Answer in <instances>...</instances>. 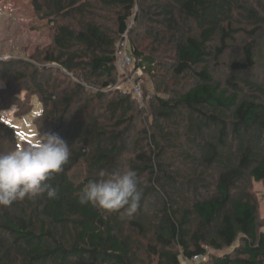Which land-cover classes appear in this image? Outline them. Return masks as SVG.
<instances>
[{"label":"trees","instance_id":"obj_1","mask_svg":"<svg viewBox=\"0 0 264 264\" xmlns=\"http://www.w3.org/2000/svg\"><path fill=\"white\" fill-rule=\"evenodd\" d=\"M31 3L52 24L58 55L49 67L0 59V153L20 148L2 113L22 111L27 91L42 106L39 133H57L70 157L48 181L54 198L0 205V264H264L251 192L264 182V0ZM131 20L135 67L157 84L144 106L111 89ZM142 31L155 56L140 51ZM240 35L243 59L217 80ZM129 169L142 192L134 214L80 202L101 171L107 179Z\"/></svg>","mask_w":264,"mask_h":264},{"label":"rangeland","instance_id":"obj_2","mask_svg":"<svg viewBox=\"0 0 264 264\" xmlns=\"http://www.w3.org/2000/svg\"><path fill=\"white\" fill-rule=\"evenodd\" d=\"M134 23V22H133ZM132 23V26H134ZM143 30V29H142ZM144 31V30H143ZM140 33V40H137L138 47L145 55H154L155 42L153 39L146 38ZM245 36L240 35L238 37V43H235L228 53L222 59L224 67L215 69L214 76L217 80L226 81L232 75L231 69L228 67L232 61H238L243 59L241 44L244 42ZM136 36H133L132 41L136 40ZM161 49V48H160ZM162 52L157 54L161 60L170 62V53ZM127 53L133 58L131 51V41L129 38V48ZM163 53V54H162ZM264 56V46L262 50ZM58 55L53 43V30L52 24L41 19L35 12L31 0H1L0 1V59L7 60H19L34 62L38 66H55V59ZM155 56V55H154ZM134 59V58H133ZM259 62V68L256 70L259 72L261 64ZM131 75L138 73V69L132 65L130 67ZM249 73H247V76ZM141 76L142 88L144 94L152 96L156 92V83L153 79L143 71V74H137ZM117 77V82H118ZM6 89V82L0 79V92ZM162 94V92H161ZM22 104L26 107L22 108L28 113L23 115V110L18 111L20 106H15L7 112L2 113V119L14 127L17 132V139L20 147H25L36 136H38L39 130L35 125L36 118L41 114L42 106L37 96H32L31 93L23 91L21 93ZM31 105V106H30ZM21 108V107H20ZM19 133H24L25 138L20 139ZM23 144V145H22ZM251 192L256 200L258 207V218L262 225H264V182H252ZM230 251L225 250L221 253ZM214 252L213 250L209 251ZM219 254V253H218Z\"/></svg>","mask_w":264,"mask_h":264},{"label":"clouds","instance_id":"obj_3","mask_svg":"<svg viewBox=\"0 0 264 264\" xmlns=\"http://www.w3.org/2000/svg\"><path fill=\"white\" fill-rule=\"evenodd\" d=\"M69 157L70 147L53 132H40L27 146L0 153V205L9 206L45 193L54 198L56 189L48 181L63 170ZM99 176L88 182L80 202L109 212L124 209L129 216L134 214L142 199L136 172L129 169L106 179L101 171Z\"/></svg>","mask_w":264,"mask_h":264},{"label":"built area","instance_id":"obj_4","mask_svg":"<svg viewBox=\"0 0 264 264\" xmlns=\"http://www.w3.org/2000/svg\"><path fill=\"white\" fill-rule=\"evenodd\" d=\"M133 21L131 20L128 24L127 31L123 34L118 44L117 53H116V69L118 82L111 89H115L123 92L126 95L132 96L140 106H144L146 99H149V96L146 97L143 88L141 76L137 74H143V68H137L138 73L135 72V75H131L130 67L135 66L136 60L130 57L127 53L129 48V31L132 27ZM203 256H194L191 259L183 258L181 264H194L203 260Z\"/></svg>","mask_w":264,"mask_h":264},{"label":"snow or ice","instance_id":"obj_5","mask_svg":"<svg viewBox=\"0 0 264 264\" xmlns=\"http://www.w3.org/2000/svg\"><path fill=\"white\" fill-rule=\"evenodd\" d=\"M19 135H20V138L21 139H24L25 138V134L24 133H19Z\"/></svg>","mask_w":264,"mask_h":264}]
</instances>
